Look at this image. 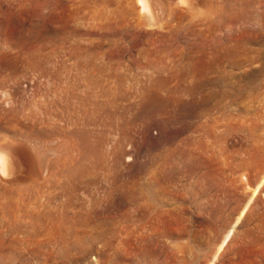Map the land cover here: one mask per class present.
<instances>
[{"label": "rangeland", "instance_id": "1", "mask_svg": "<svg viewBox=\"0 0 264 264\" xmlns=\"http://www.w3.org/2000/svg\"><path fill=\"white\" fill-rule=\"evenodd\" d=\"M145 2L0 0V264H264V0Z\"/></svg>", "mask_w": 264, "mask_h": 264}, {"label": "bare ground", "instance_id": "2", "mask_svg": "<svg viewBox=\"0 0 264 264\" xmlns=\"http://www.w3.org/2000/svg\"><path fill=\"white\" fill-rule=\"evenodd\" d=\"M150 2V1H149ZM144 3H145V7H148L147 6V4H146V2H145V0H144ZM150 8H151V6H149ZM147 10V9H146ZM150 10V9H149ZM152 12V11H151ZM232 51H235V50H231L230 51V49H229V53H233ZM216 59V58H215ZM206 65V64H205ZM220 65V64H219ZM220 68L219 69H221V67H223V66H219ZM216 66L214 67L210 62L208 63V70L207 71H209V73L210 72H215L216 71ZM218 68V67H217ZM181 74H183V75H187V76H195L196 74L195 73H192L191 71L189 72V73H187V72H184V73H181ZM201 74V73H200ZM178 72L177 73H172L170 76H171V78H178ZM209 75V74H208ZM170 78V77H169ZM210 78V77H209ZM208 79V78H207ZM206 80V79H205ZM166 81H169V79H167ZM198 82V81H197ZM205 83V82H204ZM205 85H207V84H205ZM205 85H203V84H201V83H198V84H193V85H191V86H187V87H180V86H175V87H169V86H166V87H164L163 85H159V87L157 86V90H158V92L161 90H163V87H164V89L166 88L167 90H168V92H186V93H190V94H192V95H194V94H198V93H203L205 90H204V86ZM207 88V87H206ZM220 92V91H219ZM214 94H217V93H215L214 92V90L212 91H208V92H206V93H204V95H203V98H204V96H205V99H210V98H212L213 97V95ZM202 97V96H201ZM205 103V102H204ZM8 155H9V153H8ZM8 155H7V153L5 152V153H0V161H1V163H2V168L5 170V169H8V167H9V159H8ZM11 158H12V156H11ZM13 160V159H12ZM12 168V167H11Z\"/></svg>", "mask_w": 264, "mask_h": 264}]
</instances>
